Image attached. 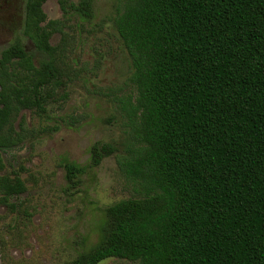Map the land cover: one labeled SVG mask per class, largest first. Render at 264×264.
<instances>
[{
  "label": "trees",
  "instance_id": "trees-1",
  "mask_svg": "<svg viewBox=\"0 0 264 264\" xmlns=\"http://www.w3.org/2000/svg\"><path fill=\"white\" fill-rule=\"evenodd\" d=\"M48 1L27 0L24 27L47 58L37 65L19 43L0 53V172L17 114L43 112L67 76ZM58 2L82 23L94 17L93 0ZM114 26L132 63L118 103L128 140L62 165L75 189L115 156L140 197L109 206L71 264H264V0H120ZM27 190L0 175V204Z\"/></svg>",
  "mask_w": 264,
  "mask_h": 264
},
{
  "label": "rangeland",
  "instance_id": "rangeland-1",
  "mask_svg": "<svg viewBox=\"0 0 264 264\" xmlns=\"http://www.w3.org/2000/svg\"><path fill=\"white\" fill-rule=\"evenodd\" d=\"M26 2L0 0V53L18 41L38 65L47 56L24 34ZM93 3L94 17L84 23L58 0L44 6L49 21L60 22L51 42L63 49L67 76L43 112L17 114L19 142L2 152L6 169L0 175H19L28 190L11 200L14 208L0 204V264H71L97 242L109 206L140 197L115 156L87 170L75 189L62 165L67 158L85 166L94 144L128 140L118 103L129 92L132 63L114 26L120 0ZM100 264L136 263L112 258Z\"/></svg>",
  "mask_w": 264,
  "mask_h": 264
},
{
  "label": "flooded vegetation",
  "instance_id": "flooded-vegetation-1",
  "mask_svg": "<svg viewBox=\"0 0 264 264\" xmlns=\"http://www.w3.org/2000/svg\"><path fill=\"white\" fill-rule=\"evenodd\" d=\"M5 1L8 2L9 0H5ZM26 3H27V2H26ZM25 19H26V8H25V17H23L24 27H25ZM21 20H22V17L18 19V25L20 24V21H21ZM13 22H14V24H17L15 20H13ZM17 43L21 44L20 42L17 41V42H15V43L11 44L10 46H12V45H14V44H17ZM21 45H22V44H21ZM10 46H9V47H10ZM22 46H23V45H22ZM9 47H7V48H9ZM7 48H6V49H7ZM4 50H5V49H4Z\"/></svg>",
  "mask_w": 264,
  "mask_h": 264
}]
</instances>
